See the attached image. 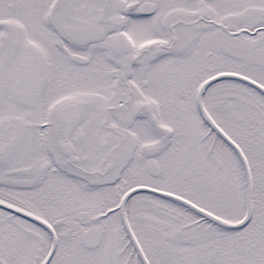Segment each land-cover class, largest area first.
Returning a JSON list of instances; mask_svg holds the SVG:
<instances>
[{"label":"snow or ice","instance_id":"6c2138e0","mask_svg":"<svg viewBox=\"0 0 264 264\" xmlns=\"http://www.w3.org/2000/svg\"><path fill=\"white\" fill-rule=\"evenodd\" d=\"M0 264H264V0H0Z\"/></svg>","mask_w":264,"mask_h":264}]
</instances>
